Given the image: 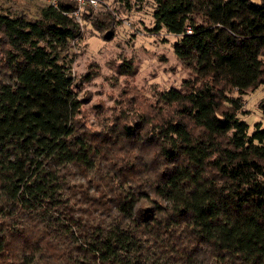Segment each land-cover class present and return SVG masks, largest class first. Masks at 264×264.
Here are the masks:
<instances>
[{
    "label": "trees",
    "instance_id": "trees-1",
    "mask_svg": "<svg viewBox=\"0 0 264 264\" xmlns=\"http://www.w3.org/2000/svg\"><path fill=\"white\" fill-rule=\"evenodd\" d=\"M113 3L151 5L190 75L150 103L123 91L92 127L76 2L0 12V264H264V128L238 118L264 88V0Z\"/></svg>",
    "mask_w": 264,
    "mask_h": 264
},
{
    "label": "rangeland",
    "instance_id": "rangeland-1",
    "mask_svg": "<svg viewBox=\"0 0 264 264\" xmlns=\"http://www.w3.org/2000/svg\"><path fill=\"white\" fill-rule=\"evenodd\" d=\"M44 4L43 0H0V12H23L31 17ZM94 10L110 15L105 22L107 28H96L79 16L81 35L72 42L67 57L84 100L83 119L91 127L110 114L123 91L133 89L130 95L138 94L150 103L158 90L178 89L190 75L174 55L176 38L164 29L153 30L151 5L128 9L113 0H100ZM122 63L131 65L132 72L120 73ZM238 118L248 124L249 132L256 125L264 128V88L243 96Z\"/></svg>",
    "mask_w": 264,
    "mask_h": 264
},
{
    "label": "built area",
    "instance_id": "built-area-1",
    "mask_svg": "<svg viewBox=\"0 0 264 264\" xmlns=\"http://www.w3.org/2000/svg\"><path fill=\"white\" fill-rule=\"evenodd\" d=\"M43 1L49 5L56 6L59 0H43ZM74 1L77 4V9L73 11V15L76 21L79 20L80 9L83 6H90L92 8H96L100 3V0H74ZM187 33H190V31L188 30Z\"/></svg>",
    "mask_w": 264,
    "mask_h": 264
}]
</instances>
